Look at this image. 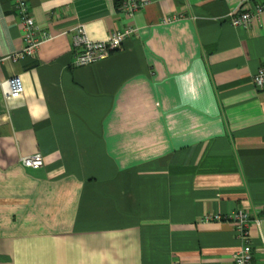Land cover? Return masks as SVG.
<instances>
[{"label":"crops","instance_id":"obj_1","mask_svg":"<svg viewBox=\"0 0 264 264\" xmlns=\"http://www.w3.org/2000/svg\"><path fill=\"white\" fill-rule=\"evenodd\" d=\"M143 1L136 35L77 67L78 27L100 41L130 22L116 0H27L50 38L21 60L0 0V264H233L228 216L264 207V14L235 27L241 0ZM249 236L264 264V221Z\"/></svg>","mask_w":264,"mask_h":264},{"label":"built area","instance_id":"obj_2","mask_svg":"<svg viewBox=\"0 0 264 264\" xmlns=\"http://www.w3.org/2000/svg\"><path fill=\"white\" fill-rule=\"evenodd\" d=\"M14 8L19 15L22 27L23 46L12 59L21 60L34 57L41 43L50 38V34L41 29L35 22L29 10L27 0H12ZM118 10L126 17L128 22L123 28L114 30L104 40L90 39L83 27H78L74 33L73 43L77 48L74 65L82 67L104 60L110 54L118 50L123 42L137 33V28L132 19L138 11L143 9L146 3L143 0H116ZM264 14V0H241L239 6L230 16L231 25L249 28L253 19H260ZM171 17L163 19V23L171 21ZM253 84L257 89H264V65H262L253 77ZM4 92L8 99H19L24 92L23 83L19 76H11L3 83ZM20 162L27 168L38 169L43 166L42 155L22 156ZM217 220L222 218L215 217ZM234 223L236 235L241 240L240 248L233 255V264H253V253L250 245L249 228L251 224L260 226L264 221V207L259 213L250 214L244 210H237L228 218Z\"/></svg>","mask_w":264,"mask_h":264}]
</instances>
